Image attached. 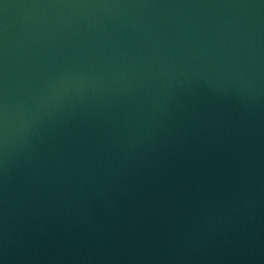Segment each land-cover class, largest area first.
<instances>
[{
    "label": "water",
    "instance_id": "95a60500",
    "mask_svg": "<svg viewBox=\"0 0 264 264\" xmlns=\"http://www.w3.org/2000/svg\"><path fill=\"white\" fill-rule=\"evenodd\" d=\"M0 264H264V0H0Z\"/></svg>",
    "mask_w": 264,
    "mask_h": 264
}]
</instances>
